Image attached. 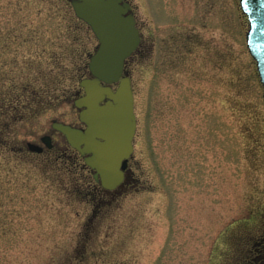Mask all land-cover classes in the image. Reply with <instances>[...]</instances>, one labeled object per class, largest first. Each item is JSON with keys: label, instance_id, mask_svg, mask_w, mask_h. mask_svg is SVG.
<instances>
[{"label": "rangeland", "instance_id": "374dc122", "mask_svg": "<svg viewBox=\"0 0 264 264\" xmlns=\"http://www.w3.org/2000/svg\"><path fill=\"white\" fill-rule=\"evenodd\" d=\"M126 1L138 128L126 182L100 200L53 128L82 125L99 41L68 0H0V264H235L264 237L263 85L239 0Z\"/></svg>", "mask_w": 264, "mask_h": 264}, {"label": "water", "instance_id": "95a60500", "mask_svg": "<svg viewBox=\"0 0 264 264\" xmlns=\"http://www.w3.org/2000/svg\"><path fill=\"white\" fill-rule=\"evenodd\" d=\"M76 14L90 24L100 46L92 56L90 69L95 78L82 80L86 95L75 101L85 107L80 119L86 130L54 121L69 143L86 157V163L96 170L95 178L108 189H114L125 178L128 159L133 153L137 130L134 92L131 78L124 76L125 60L141 41L136 20L129 3L123 0H71ZM250 18L248 46L257 61L264 85V0H241ZM105 82L108 85H102ZM118 83L116 90L111 84ZM104 102V104H102ZM52 147L50 135L42 137ZM30 150L42 152L43 147L30 142Z\"/></svg>", "mask_w": 264, "mask_h": 264}, {"label": "trees", "instance_id": "16d2710c", "mask_svg": "<svg viewBox=\"0 0 264 264\" xmlns=\"http://www.w3.org/2000/svg\"><path fill=\"white\" fill-rule=\"evenodd\" d=\"M9 114V113H7ZM6 114V115H7ZM3 129H6V126H0V146L5 142V138L7 137V134H4ZM6 136V137H5ZM29 151V150H28ZM30 153V151L28 152ZM72 159L75 162H78V160L76 159V157L72 156ZM82 167V165H80ZM81 187H76V189L78 190L79 194H85V193H89V191L92 194H95V197H97L98 199L101 200L100 197H102V194H104L105 190L102 187H91V189H89L88 191L81 188ZM91 197V195L89 194V198ZM99 200V201H100ZM260 237H258V240L252 243V247H251V253H248L246 256L244 257L243 254H241L240 259L238 260L237 257L234 261L235 264H261L263 262V260H259L258 258L262 255H264V237L259 239ZM261 240V241H260ZM251 255V256H250Z\"/></svg>", "mask_w": 264, "mask_h": 264}, {"label": "flooded vegetation", "instance_id": "af4514ba", "mask_svg": "<svg viewBox=\"0 0 264 264\" xmlns=\"http://www.w3.org/2000/svg\"><path fill=\"white\" fill-rule=\"evenodd\" d=\"M79 127H85V125H78ZM77 151V150H76ZM78 154H80L78 151H77Z\"/></svg>", "mask_w": 264, "mask_h": 264}]
</instances>
